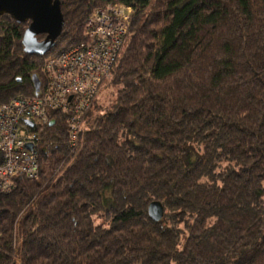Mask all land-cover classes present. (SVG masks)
Returning <instances> with one entry per match:
<instances>
[{"label":"trees","instance_id":"trees-1","mask_svg":"<svg viewBox=\"0 0 264 264\" xmlns=\"http://www.w3.org/2000/svg\"><path fill=\"white\" fill-rule=\"evenodd\" d=\"M59 2L44 55L0 16V102L32 97V76L43 88L97 8L132 15L76 152L55 116L37 177L0 194V264H264V0Z\"/></svg>","mask_w":264,"mask_h":264},{"label":"built area","instance_id":"built-area-1","mask_svg":"<svg viewBox=\"0 0 264 264\" xmlns=\"http://www.w3.org/2000/svg\"><path fill=\"white\" fill-rule=\"evenodd\" d=\"M132 10L122 4L97 8L88 17L83 40L44 63L45 84L32 97L0 102V194L23 176L39 173L41 133L55 116L67 126L69 153L76 152L93 101L109 80L128 31ZM27 145L31 148L28 149Z\"/></svg>","mask_w":264,"mask_h":264},{"label":"water","instance_id":"water-1","mask_svg":"<svg viewBox=\"0 0 264 264\" xmlns=\"http://www.w3.org/2000/svg\"><path fill=\"white\" fill-rule=\"evenodd\" d=\"M4 14L18 24L29 22L21 38L23 51L27 54H46L63 26L59 0H0V16ZM38 35H44V38L38 40ZM31 80L34 93L37 94L40 81L36 76H32ZM53 124V121L49 122V126ZM27 148L31 146L27 145ZM147 212L150 219L157 222L163 215V206L158 201H152Z\"/></svg>","mask_w":264,"mask_h":264},{"label":"rangeland","instance_id":"rangeland-1","mask_svg":"<svg viewBox=\"0 0 264 264\" xmlns=\"http://www.w3.org/2000/svg\"><path fill=\"white\" fill-rule=\"evenodd\" d=\"M111 89L110 88H105L102 89L100 94L98 95L99 98V102L101 103V105H103V107H105L110 99H111Z\"/></svg>","mask_w":264,"mask_h":264}]
</instances>
